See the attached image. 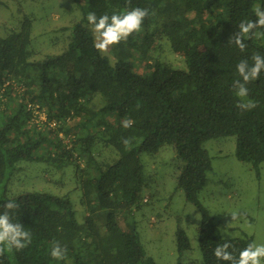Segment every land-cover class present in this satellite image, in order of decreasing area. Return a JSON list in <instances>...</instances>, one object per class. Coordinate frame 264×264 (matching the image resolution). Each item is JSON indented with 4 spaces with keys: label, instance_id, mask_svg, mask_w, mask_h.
<instances>
[{
    "label": "trees",
    "instance_id": "trees-1",
    "mask_svg": "<svg viewBox=\"0 0 264 264\" xmlns=\"http://www.w3.org/2000/svg\"><path fill=\"white\" fill-rule=\"evenodd\" d=\"M88 5L97 17L132 7L147 8L150 15L142 32L103 54L83 22L73 25L67 50L41 60L29 48L31 18L0 37V212L8 200H17L21 207L13 221L32 234L28 247L6 253L0 264H155L139 234L128 229L132 222L122 221L145 184L141 154L155 155L165 145L181 161L179 187L202 214L203 264H231L217 260L214 249L229 242L238 258L253 239L224 238L200 201L212 168L205 143L233 136L240 161L257 173L264 162V71L247 85L255 109L241 111L233 89L241 79L237 64L264 56V29L245 39L244 51L228 43L242 21L256 19L254 8L264 7V0H88ZM164 44L185 61L186 70L159 58ZM125 119L134 121L132 127L123 128ZM123 138L131 139L127 147ZM22 161L42 162L47 176L71 170L87 213L83 223L67 196L8 194ZM54 241L67 247L66 260L51 257ZM177 242L180 254L190 248L183 229Z\"/></svg>",
    "mask_w": 264,
    "mask_h": 264
},
{
    "label": "rangeland",
    "instance_id": "rangeland-1",
    "mask_svg": "<svg viewBox=\"0 0 264 264\" xmlns=\"http://www.w3.org/2000/svg\"><path fill=\"white\" fill-rule=\"evenodd\" d=\"M1 1L0 37L16 32L25 17L31 18L33 25L29 48L34 52V60L67 50L68 37L75 23L83 22L92 31L87 21L88 0ZM169 46L164 44L159 58L176 69L186 70L185 61ZM205 147L211 156L212 168L199 193L200 201L224 238L251 236L253 241L264 243V162L257 173L251 163L240 161L236 157V138L233 136L209 140ZM141 159L145 184L137 204L125 216L126 219L123 217L122 223L132 222L128 229L139 234L146 257L155 264H203L199 246L202 214L186 199L178 185L181 161L176 151L173 146L165 145L155 155L142 153ZM19 165L22 168L8 183V194L44 191L67 196L78 221L83 223L87 213L81 203L82 191L76 188L70 169L59 173L53 171L47 176V167L42 162L22 161ZM232 213L238 214L234 222L231 220ZM179 229L185 231L190 241V248L182 254L177 242Z\"/></svg>",
    "mask_w": 264,
    "mask_h": 264
},
{
    "label": "clouds",
    "instance_id": "clouds-1",
    "mask_svg": "<svg viewBox=\"0 0 264 264\" xmlns=\"http://www.w3.org/2000/svg\"><path fill=\"white\" fill-rule=\"evenodd\" d=\"M149 15V9L141 7H132L123 13H114L111 16L105 14L97 17L95 12H89L87 21L94 34L93 46L103 54L107 53L112 46L127 42L134 33L142 32L144 21ZM254 15L255 20L242 21L238 25L239 31L229 38L228 43H234L241 51L246 49V38L251 40L258 35L257 29H264V7L255 6ZM251 60V64L248 60H242L236 66L241 79L234 82L233 89L239 98L237 107L241 111H250L258 106L257 102L249 98L250 92L247 85L260 78L261 72L264 71V56L254 54ZM133 123L131 119H125L122 121V126L128 129ZM122 143L127 147L131 139L123 138ZM20 207L21 204L17 200H8L3 205V212H0V257L13 250H23L32 243V234L22 223L13 221V215ZM237 219L238 214L232 213V222ZM231 247L229 242L218 245L214 249L217 260L228 261L231 264H264V243L255 241L248 243L240 251L238 258L229 251ZM67 251L66 246L54 241L50 254L53 259L63 261L67 259Z\"/></svg>",
    "mask_w": 264,
    "mask_h": 264
}]
</instances>
